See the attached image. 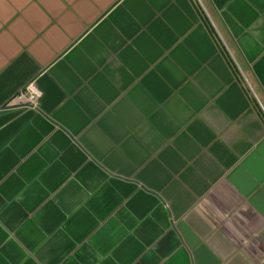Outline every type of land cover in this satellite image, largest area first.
Instances as JSON below:
<instances>
[{"label":"crops","instance_id":"0c3cea01","mask_svg":"<svg viewBox=\"0 0 264 264\" xmlns=\"http://www.w3.org/2000/svg\"><path fill=\"white\" fill-rule=\"evenodd\" d=\"M0 264H264V0H0Z\"/></svg>","mask_w":264,"mask_h":264},{"label":"built area","instance_id":"2783aa9c","mask_svg":"<svg viewBox=\"0 0 264 264\" xmlns=\"http://www.w3.org/2000/svg\"><path fill=\"white\" fill-rule=\"evenodd\" d=\"M43 93L35 81H31L15 93L9 105L37 108Z\"/></svg>","mask_w":264,"mask_h":264}]
</instances>
